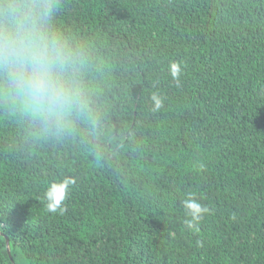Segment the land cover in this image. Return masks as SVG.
<instances>
[{
	"label": "trees",
	"instance_id": "trees-1",
	"mask_svg": "<svg viewBox=\"0 0 264 264\" xmlns=\"http://www.w3.org/2000/svg\"><path fill=\"white\" fill-rule=\"evenodd\" d=\"M0 264H264V0H0Z\"/></svg>",
	"mask_w": 264,
	"mask_h": 264
},
{
	"label": "clouds",
	"instance_id": "clouds-1",
	"mask_svg": "<svg viewBox=\"0 0 264 264\" xmlns=\"http://www.w3.org/2000/svg\"><path fill=\"white\" fill-rule=\"evenodd\" d=\"M37 73L34 77V88L37 93L42 92L46 88L50 87L49 83V72L47 68V63L42 58H37ZM168 71L173 79H179L182 74L181 66L178 62H171ZM154 110L158 111L163 107V98L158 94L154 93L151 97ZM76 181L72 177H65L62 181L52 182L44 194L46 200V207L50 213L63 214L65 208L63 207L64 201L67 199L70 190ZM183 206L186 215L189 219L184 221L188 229L193 231L198 230V225L200 224L203 216L207 213L208 209L204 207L201 203L193 198H188L184 200Z\"/></svg>",
	"mask_w": 264,
	"mask_h": 264
},
{
	"label": "water",
	"instance_id": "water-1",
	"mask_svg": "<svg viewBox=\"0 0 264 264\" xmlns=\"http://www.w3.org/2000/svg\"><path fill=\"white\" fill-rule=\"evenodd\" d=\"M7 238V245H8V248H9V238L6 236Z\"/></svg>",
	"mask_w": 264,
	"mask_h": 264
}]
</instances>
